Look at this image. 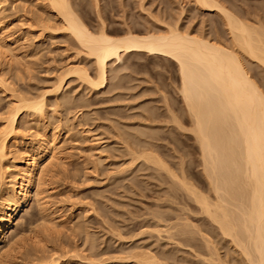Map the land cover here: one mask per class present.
Masks as SVG:
<instances>
[{
	"label": "rangeland",
	"instance_id": "obj_1",
	"mask_svg": "<svg viewBox=\"0 0 264 264\" xmlns=\"http://www.w3.org/2000/svg\"><path fill=\"white\" fill-rule=\"evenodd\" d=\"M0 1V31L3 46H8L6 59L0 58V126L16 95L42 93L44 113L22 108L15 122L17 132L28 145L53 132L62 152L18 212L23 216L17 227L22 237L17 235L20 242L14 238L18 245L6 254L8 264L9 260L10 264H48L57 253L65 255L60 264H141L134 256L146 253L168 264H248L232 238L178 183L177 178H183L217 201L191 133L192 119L181 97L176 65L160 55L122 53L121 61L108 65L106 87L94 90L67 69L80 65L95 73L91 58L79 53L72 38L53 29L61 25L44 9V0ZM194 1L71 3L91 28L104 20L108 33L115 36L124 34L127 25L161 32L177 24L180 30L230 44L220 13ZM218 2L243 21L264 28V0ZM244 62L264 91V67L254 60ZM61 75L62 88L56 81ZM143 151L151 155L149 159ZM135 153L144 156L137 158ZM153 154L166 162L164 167L153 163ZM169 172L178 174L176 180Z\"/></svg>",
	"mask_w": 264,
	"mask_h": 264
},
{
	"label": "bare ground",
	"instance_id": "obj_2",
	"mask_svg": "<svg viewBox=\"0 0 264 264\" xmlns=\"http://www.w3.org/2000/svg\"><path fill=\"white\" fill-rule=\"evenodd\" d=\"M71 1L44 0L42 3L44 9H48L47 13L54 16L61 25L58 26L61 29L52 26L53 29L62 30V33L69 35L83 51L79 53L91 58L95 68L94 76L82 64V67L68 66L67 69L74 74L77 73L78 77L85 84L94 87V90L105 86L109 63L121 61L122 53L128 55L142 52L160 55L176 65L180 78L181 97L193 124L192 132L188 130L197 138L206 172L205 178L209 179L217 201L213 202L214 199L211 201V197L208 198L183 180L182 176V179L177 178V173L169 172V174L175 180L177 178L179 185L193 197L199 209L218 225L219 230L225 236L232 238L234 247L240 250L248 264H264V91L259 87L260 83L258 85V82L252 78V73H249L250 70L244 62V60H254L264 67V28L243 21L218 0H195L194 2L203 8L216 9L220 13L230 35V44L180 30L176 27L177 24L175 26L172 24L173 26H168L161 32L139 30L127 25L124 34L115 36L111 32L108 33L104 20H101L100 25L94 29L87 25L77 14ZM0 15L1 21L3 15ZM44 25V29L49 27L45 23ZM3 37L0 31V41H2L0 58L6 59L8 46L5 47L6 42L3 46ZM63 76L56 78L57 87H61ZM15 97L6 110L7 114H4L6 116L0 126V264H8L6 254L10 253L9 249L13 248L17 242L15 240L20 235L17 227L23 222V216H18V212L20 213L27 204L32 189L41 183L43 176L49 171L48 167H51L50 164L59 161L62 154L60 141L53 132L37 136L29 143L31 148L28 147L27 141L23 140V134L17 132L15 122L22 108L41 114L45 110V96L41 93L38 97L17 95ZM17 152H20V155ZM135 154L137 158L140 155ZM154 155L152 161L158 164V167L166 163H162L160 158L157 159ZM39 204L43 208L45 202L41 201ZM64 256L58 253L51 255L48 261L51 263L48 264H60ZM134 258L141 264H168L150 253L137 254Z\"/></svg>",
	"mask_w": 264,
	"mask_h": 264
}]
</instances>
